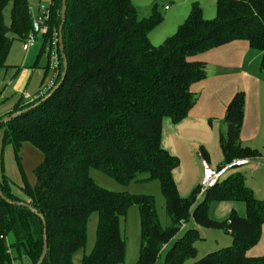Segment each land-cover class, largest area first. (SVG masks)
I'll return each mask as SVG.
<instances>
[{
    "label": "trees",
    "instance_id": "1",
    "mask_svg": "<svg viewBox=\"0 0 264 264\" xmlns=\"http://www.w3.org/2000/svg\"><path fill=\"white\" fill-rule=\"evenodd\" d=\"M62 1L52 0L44 10L51 15L44 44L49 48L57 44V80L36 100L27 98L30 102L0 117L1 121L24 111L0 126L3 146L14 147L19 164L24 143L44 155L35 170V185L24 177L26 199L14 194L6 176L0 179V190L7 199L37 210L46 225L31 209L0 197V264H14V250L38 264L45 229L48 254L43 264H74L75 253L86 245L87 225L94 213L99 216L96 243L82 264H123L121 222L133 205L139 207L141 218L138 264H264V254L248 255L262 238L264 200L255 197L244 173L233 169L203 197H199L200 183L190 196L182 197L174 178L180 159L162 145L164 119L174 124L183 121L198 100L192 86L208 77L207 64L196 60L198 55L244 41L262 53L264 73V0H215L214 19H206L195 2L186 21L160 46L149 37L163 20L156 7L140 19L132 0H67L63 29L67 73L46 98L64 72L58 41ZM10 4L8 25L5 10ZM35 26L28 0H0V69L7 66L11 35L25 43L30 33L36 37L41 33ZM244 119L245 94L239 92L227 107L220 132L225 164L262 156L241 143ZM201 156L208 159L204 148ZM92 168L123 185L145 173L158 180L170 226L161 225L152 196L107 190L91 177ZM225 201L244 203L246 216L233 212L225 220L213 219L211 206ZM189 222L224 230L232 242L199 258L197 243L203 238L198 228L188 227Z\"/></svg>",
    "mask_w": 264,
    "mask_h": 264
},
{
    "label": "crops",
    "instance_id": "2",
    "mask_svg": "<svg viewBox=\"0 0 264 264\" xmlns=\"http://www.w3.org/2000/svg\"><path fill=\"white\" fill-rule=\"evenodd\" d=\"M194 0H189L187 9L177 14L175 20L182 23L191 12ZM207 8H203L206 19H212L217 14V3L204 0ZM33 21L40 13L48 9L52 0H28ZM191 4V7H190ZM214 6V10H212ZM165 6V11L171 8ZM206 10V11H205ZM175 13V11L173 12ZM188 18V17H187ZM151 34V33H150ZM170 35V34H169ZM14 36V35H13ZM152 44H157L154 37L149 35ZM21 41V44L17 42ZM154 40V41H153ZM157 42V43H156ZM24 41L17 36L7 60V66L0 69V117L15 110L22 103L36 100L43 95L57 80L60 73L57 44L53 42L47 53L46 60L42 57L48 47L43 41L36 44L28 52L23 49ZM198 61L205 62L208 67V77L192 86V91L198 97L196 105L189 115L180 123L174 124L170 118L163 121L162 145L180 159V166L174 173V178L182 197H188L197 188L203 178V160L201 148L208 153L206 159L212 166L221 167L225 158L220 144V132L224 127L226 110L232 99L239 92L245 94V119L241 133V143L244 147L258 150L260 158L250 159V163L239 168L245 170V181L259 200H264V73L261 70L262 53L252 49L247 42H233L198 55ZM30 88L33 91H30ZM4 132L0 134L3 148ZM16 158V154H15ZM17 161V158H16ZM44 161L43 153L30 143H24L20 151V170L22 183L24 177L31 185L36 183L35 170ZM243 173V172H242ZM3 176H6L3 174ZM2 176V177H3ZM7 177V176H6ZM8 178V177H7ZM9 179V178H8ZM11 182V180L9 179ZM34 181V182H33ZM12 184V182H11ZM22 186V187H23ZM22 189V188H21ZM215 218L227 219L231 213L246 216V206L242 202L225 201L214 203ZM190 228H198L200 234L205 228L198 227L192 222ZM189 226V224H188ZM225 240L224 246L232 242ZM202 238L204 239L205 237ZM264 254V226L260 242L249 250L251 257Z\"/></svg>",
    "mask_w": 264,
    "mask_h": 264
},
{
    "label": "rangeland",
    "instance_id": "3",
    "mask_svg": "<svg viewBox=\"0 0 264 264\" xmlns=\"http://www.w3.org/2000/svg\"><path fill=\"white\" fill-rule=\"evenodd\" d=\"M132 1L137 8L138 16L140 19L149 17L153 13V9L155 7L157 8V11L162 14V22L155 29H153L150 34L152 38L155 36L154 39L158 42H156L157 44L154 43L155 46L162 45L166 41V39L173 36L177 32L179 26L182 25L188 17L187 16L185 20H183V22L180 24H178L179 22L177 21V19L175 20L177 14H181L186 11L189 0ZM195 1L198 2L202 8H205L206 10L209 9V7L207 8V5L205 4L206 2L204 0H194L191 3ZM207 2L213 1L208 0ZM165 6H168V8H171L172 10L165 11ZM11 9L12 4H10L5 10V20L8 25H10L11 23ZM212 10H214V6H212ZM174 11L175 13H173ZM11 37L14 38L13 35H11ZM43 37V33H38L36 44L42 42ZM17 42L21 44V41L18 39ZM45 51L46 52L43 53L42 57L46 60L47 58H49L47 53L50 51V48L48 47V50ZM30 91H33V89L30 88ZM3 132L4 130L0 129V134H2ZM234 171H239V168L235 169ZM242 172L245 175V170ZM3 174H5L11 180L14 194L21 199H26L21 189L23 186V180L21 178L18 163L15 158V153L11 149V147L3 148L0 143V179L2 178ZM90 175L99 186L107 190L114 192H124L132 196H152L155 200L157 214L161 225L164 228L170 226L171 218L168 213L166 200L161 191V184L158 180H150L149 175L145 173L140 175L137 180L131 182L130 184L123 185L116 181V179L107 175L105 172L99 169L92 168L90 170ZM33 184H35V182ZM215 210V207L212 205L210 209V215L213 219H216ZM98 221L99 216L97 213H94L88 221L86 245L84 248L75 253L74 264H82L84 255H88L93 251L96 243ZM192 224V222H189L188 227H192ZM121 229L126 246V257L123 264H138L141 251V218L140 210L137 205H133L132 207H130L127 216L122 219ZM202 235L205 238L197 243L199 258L207 255L212 251L218 250L222 247H226L224 246L225 240H228V242L231 241V238L226 234V231L221 229H204L201 236ZM13 259L14 264H32L29 257H27L22 252L20 254L16 250L13 251ZM158 264L161 263L159 262Z\"/></svg>",
    "mask_w": 264,
    "mask_h": 264
},
{
    "label": "built area",
    "instance_id": "4",
    "mask_svg": "<svg viewBox=\"0 0 264 264\" xmlns=\"http://www.w3.org/2000/svg\"><path fill=\"white\" fill-rule=\"evenodd\" d=\"M168 9V8H166ZM50 12L43 11L35 19V24L38 26V30L47 34L50 30L49 20ZM37 37L34 33H30L23 45L24 51L28 52L36 44ZM29 99L30 95H26ZM250 163V159H235L231 163H227L221 167L212 166L207 160H203V178L199 186V197H203L205 193L215 187L231 170L240 168Z\"/></svg>",
    "mask_w": 264,
    "mask_h": 264
},
{
    "label": "water",
    "instance_id": "5",
    "mask_svg": "<svg viewBox=\"0 0 264 264\" xmlns=\"http://www.w3.org/2000/svg\"><path fill=\"white\" fill-rule=\"evenodd\" d=\"M66 14H67V0H63L62 1V10H61V17H62V24L59 28V50L62 56V60H63V64H64V72L62 74V79L61 82L52 90V92L46 97H50L52 95V93L58 89V87L60 86V84L62 83V81L65 79L66 73H67V68H68V61L66 58V55L64 53V39H63V29H64V25H65V21H66ZM36 30L38 29V26L36 25ZM24 113L23 112H18L15 114H12L11 116H7L5 117L3 120L0 121V126L8 121H11L12 119H15L17 117H19L20 115H22ZM0 197L5 200L7 203L11 204V205H17L19 207H27L29 209H31L35 214H38V211L35 210L34 208H32L29 204L25 203V202H13L9 199H7L4 194L2 193V191L0 190ZM39 217L42 219L44 225H46V220L45 217L42 214H38ZM48 254V242H47V231L45 229L44 231V247H43V254L41 256L40 261L38 262V264H43L44 260L46 259Z\"/></svg>",
    "mask_w": 264,
    "mask_h": 264
}]
</instances>
